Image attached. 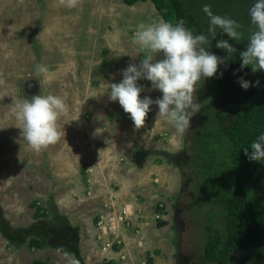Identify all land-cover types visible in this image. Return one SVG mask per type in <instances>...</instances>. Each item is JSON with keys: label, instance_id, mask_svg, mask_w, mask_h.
<instances>
[{"label": "rangeland", "instance_id": "rangeland-1", "mask_svg": "<svg viewBox=\"0 0 264 264\" xmlns=\"http://www.w3.org/2000/svg\"><path fill=\"white\" fill-rule=\"evenodd\" d=\"M183 2L201 21L206 34L208 18L202 11L205 4L211 5L214 14L227 16L241 24L243 40H233L217 28L216 37L211 39V43L216 47L220 40L228 41L237 51L231 59H227L226 50L216 47L221 56L230 62L242 63L240 53L247 49V36L254 28L250 24L248 10L255 0ZM161 19L151 1L127 6L123 0H80L76 8L69 9L59 6L58 0H0V208L5 218V213L8 214L6 220L13 229L32 226V221L26 225V217L32 211H26L24 207L31 208V203L37 200L40 206L49 211V216L45 220L35 218L34 223L43 220L48 225L54 213L66 215L70 228H79L80 247L86 254V264L112 263L109 254L115 251L103 253L84 247L83 240L92 238L84 225L81 230L76 219L85 217L91 231L95 232L93 224L105 203H116L117 195L112 192L113 195L105 200L108 194L105 191L95 196L89 195L88 179L92 176H87L83 169H92L94 176H98V179L94 177L98 181L96 188L102 184L100 189L119 191L123 198L119 206L129 205L133 213L138 214L145 209L141 203L139 205V199L146 189L140 190L139 187L146 183L153 186L150 194L154 199L157 197L156 204H166L163 217L168 223L166 226H159L158 220L150 222L151 214H148V226L152 230L149 237L145 238L148 242L143 255L144 264H147L148 253L155 258L154 264L156 261L157 264H219L205 259L204 249L212 231L208 219L212 208L197 190L191 165L192 142L197 129L203 125L211 101H214L216 90L212 77L202 79L197 87L195 96L201 104V110L192 117L191 128L183 136L174 137V127L163 118L157 119V105L150 106L145 126L136 129L130 114L124 112L119 101L110 99L109 85L120 83L124 70L130 64L139 65L143 59L144 54L133 43L138 25ZM156 59H163V54H159ZM37 64L48 67L47 78L36 72ZM141 80L137 82L138 85H141ZM28 83L33 85L28 88ZM144 89L141 99L145 96L153 100L162 98V92L153 89L152 84ZM38 94L60 95L68 105V111L58 120L61 131L64 130V137L41 152L33 151L21 137L18 127L20 122L14 111L18 101L30 100ZM90 115L98 117L100 122L111 120L109 128L113 127L116 132L110 133L109 139L116 144L107 157L124 165L129 164L127 170L131 172L130 176L118 172L124 176V180L114 172V177L105 176L108 173L105 170L107 166L102 159L101 166L95 168L93 163H96V158L90 160V155L84 156L85 152H80L82 135L90 134L97 138L94 126H89V134H81L79 129L86 120L93 119ZM104 128L105 131L108 127L104 125ZM63 153L73 158L66 160L67 167L64 169L63 158H60ZM96 156L101 157V152ZM84 159L89 162L82 161ZM144 167L149 173L137 175ZM15 180L27 185L24 192L16 191ZM139 182L143 183L139 185ZM62 186L74 193L71 195L75 203L73 201L70 206L71 210L60 212V205L56 204L55 198ZM15 195L24 197V202L21 199L14 200ZM54 200L55 204L51 203ZM215 222L219 224L218 219ZM61 223L55 224L54 228L58 229ZM0 237H3L1 233ZM28 242L29 239L20 244L8 240L4 241L3 246L0 243V264H31L33 259L52 263L56 261L55 264L77 261L59 249L53 250L60 255L56 259L52 251V256L48 252L50 248L44 252L36 251L31 260H25L29 253ZM255 245L233 255L231 263L256 264L258 250L264 246V242ZM63 246L66 249L68 245ZM126 247L124 254L128 255ZM156 251L159 254H155ZM127 259L130 264L129 257L125 260L116 259L113 264H127Z\"/></svg>", "mask_w": 264, "mask_h": 264}, {"label": "trees", "instance_id": "trees-1", "mask_svg": "<svg viewBox=\"0 0 264 264\" xmlns=\"http://www.w3.org/2000/svg\"><path fill=\"white\" fill-rule=\"evenodd\" d=\"M148 1L153 2L164 21L176 23L183 19L185 27L194 34H206L201 21L183 0H123L127 6ZM206 50L224 58L212 43ZM241 78L250 82L248 89L241 86ZM212 79L216 90L214 101L192 142L191 165L197 190L212 208L208 215L212 231L205 245V259L210 263L232 264L233 255L264 242V161L250 160L244 153L247 149L250 154V144L264 133V73L253 72L250 66L241 68V63L226 59ZM141 81L144 88L152 84L146 79ZM37 207L36 218L45 220L49 211ZM43 220L29 228L13 229L0 208V233L9 242L19 244L29 239L30 248L44 249L50 244L49 228ZM53 221L70 227L68 219L59 213L53 214ZM166 224L164 220L158 223L161 227ZM68 232L74 233V238L68 241L66 249L64 246L58 249L74 256L79 264H86L79 229L69 228ZM147 264H154L150 253ZM256 264H264V246L258 250Z\"/></svg>", "mask_w": 264, "mask_h": 264}, {"label": "clouds", "instance_id": "clouds-1", "mask_svg": "<svg viewBox=\"0 0 264 264\" xmlns=\"http://www.w3.org/2000/svg\"><path fill=\"white\" fill-rule=\"evenodd\" d=\"M79 2L58 0V5L73 9ZM202 11L208 18L207 34H194L185 27L183 19L176 23L161 19L138 25L133 43L139 46L143 59L139 65L130 64L124 70L120 83L109 85L110 99L119 101L124 112L130 114L136 129L145 126L150 106L155 104L159 109L157 119L163 118L174 127V137L183 136L191 128L192 117L201 110L195 96L199 83L204 78L213 77L218 66L226 62L225 58L206 50L211 39L216 37L217 28L233 40H243L244 32L239 22L214 14L209 4L203 5ZM248 16L254 28L247 36V49L240 53L241 68L250 66L253 72L264 71V0H255ZM216 47L226 50L227 59L237 51L226 40H220ZM161 53L163 59H156ZM36 72L47 78L49 69L46 65L37 64ZM140 79L151 81L152 88L162 92V98L153 100L145 96L141 99L145 89L138 85ZM240 83L244 89L250 86V82L243 78ZM14 111L20 122L21 137L35 152L58 143L65 135L58 120L68 111V105L60 95H34L30 100L18 101ZM250 147L251 153L244 149L245 155L253 161H264V133L258 135ZM162 213H166V208ZM72 264H78V261L73 260Z\"/></svg>", "mask_w": 264, "mask_h": 264}, {"label": "crops", "instance_id": "crops-1", "mask_svg": "<svg viewBox=\"0 0 264 264\" xmlns=\"http://www.w3.org/2000/svg\"><path fill=\"white\" fill-rule=\"evenodd\" d=\"M94 105H95V103L93 104V107H95ZM79 109L82 110V108L80 106H79ZM92 111H93V109H92ZM96 112H97V109H95L94 113H96ZM91 114H92V112H91ZM92 115H90V116H92ZM92 118L93 119L91 121L86 120V122H84L83 125L81 124L80 127H79V129L81 128V130H80L81 131V134L83 132L86 133V134H89V132H91L90 131L91 128H89V126H91V127L94 126L93 128L94 129L96 128L95 129V133L97 134V138L95 139L94 137L90 136V134L89 135H82L80 137V141H79V145H80V149H81L80 152H82V151L85 152V155L84 156L90 155L91 156V159L90 160H92V159L95 160V158H96V160H95L96 163H93V165L95 164V168H98L99 165L101 166L100 160L102 159V161L105 163L104 165L107 166V168H105V170L108 173H106L105 176H111L112 173L114 172L115 175H117L118 177H121L122 180H124L125 179L124 176L119 175L118 172H121L125 176H126V174H127V176H130L131 172L129 170H127L129 164L125 163L126 165H124V164H121L116 159L115 160H112L111 158L107 157L108 155H110L108 152H111L113 150L112 146H114L116 144L115 142H112L109 139V134L110 133H114L115 134V132H116V130H114L113 127H110L109 128V126L112 123V122L110 123L111 120L109 121V119H108V121H106V122H103V121L100 122L99 119H98V117L92 116ZM80 122L82 123V121H80ZM87 125H88V127H87ZM104 125L106 127H108L105 131H104V129H105L104 128ZM103 135H105L107 138H104ZM102 138H104V139H102ZM96 148H98V151L96 150ZM99 152H101V157L96 156ZM60 158H63L62 159V169H64V168L67 167L66 160H68V159L73 160V158H69L67 155H65V153H63ZM82 161L89 162V161H86V159H84ZM83 172H87V176H89V175L92 176V177H89V179H88V183H89V195L95 196L96 194L98 195V194H100V193H102V192L105 191V193H108V194L105 196L104 200L106 198H109L111 195H113L112 193H114V194L117 195L116 203L119 204V201L121 202V198H122L121 195L122 194H120L119 191L118 192L115 191V190L112 191L111 188H108V190H106L105 188L100 189L102 187V184H101V187L100 188H96V186L98 184V181L95 178H97L98 176H94V170H92V169H90V170L89 169H86V170L83 169ZM147 173H149V171L144 167V170L143 169H140L137 175L147 174ZM115 175H112V177H114ZM142 183L143 182H139V185H141ZM153 184H155V183H153ZM26 187H27V185L20 184V183H18V180H15V182H14V188L16 189V191L18 193L24 192V190L26 189ZM152 187L153 186L150 185L149 183H146L144 185H141V187H139V189L140 190L141 189H146V190L144 191V194L141 195L140 199L138 198L139 199V205H140V203L142 204L141 206H143L145 208L144 211L147 212L146 213L147 216H149L151 214V218H152V215H153L154 208L157 205L156 204L157 197L154 199L152 197V194H150V193H152ZM71 194H74V193H71L67 187H63L62 186L59 189V195L55 199H56V204H59L60 205V209H61L60 212H63L64 210H67V209L71 210V207L70 206L73 205V201H74V198L72 197ZM101 195H100V197H101ZM86 197H87V195H86ZM13 199L16 200V201H20V199H21L24 202V197H19L18 195H15L13 197ZM47 199H48V197H47ZM143 199H145V200H143ZM54 202H55V200L53 202L51 201V203L55 204ZM74 203H75V201H74ZM154 203H155V205H154ZM37 206L43 208L42 206H40L38 204L37 200L36 201L34 200L31 203V205H30L31 208H29L28 206L27 207H24V209L26 211H29V212L32 211V212H30V215L26 217V219L28 221V223L26 225L31 224V221L34 224L33 221L36 220L35 218H36V214H37V208H38ZM43 209L46 210V208H43ZM47 209H48V207H47ZM4 212H5V209H4ZM5 215H6V218H7L8 217L7 216L8 214L5 213ZM61 216L64 217V218L67 217L66 215H61ZM98 216L99 215H97V218H96V221H95V225L93 224V228H94V230H96L95 231L96 233L93 232V231H91L90 225L88 224V221L85 219V217H78L76 219L78 221V224L81 225V227H82V225H84L86 227L85 228L86 232H89V236H90V238H92L90 240L89 239H86V238L83 240L84 247H86L87 250L93 248L92 250L101 252L100 244H99L98 239H97V237H98V229H97L96 224H97ZM152 221H154V220L151 219L150 222H152ZM137 223L142 226V231L140 232V234L136 235V237H135L134 234L133 235L128 234V238H127L126 251L128 253L127 257H129V259H131V263L130 264H144L143 255L145 254L144 250H145V247H147V242H148L145 238L149 237V234L151 233V230H152L151 229L152 228L151 226L144 225V221L142 222V221L138 220ZM158 223H159V221H158ZM50 225H55L53 219H51L50 222H49V224L47 225L48 228H49V234H48V237L47 238H48V243L50 245L46 246L44 249H32V248L29 247L27 249L29 253L26 254V257L27 258H25V260L26 259L27 260H31L34 257V254H35L36 251L37 252H44L48 248H50V250L48 251L50 253V255L51 256H52V254L53 255H56V256H53V257L57 259L58 257H60V255H57V253L55 251L53 252V250H56V249H58V247H61L63 245H68V241H70L75 236L74 233L68 232V229L70 227H68L65 223H61L60 226L58 227V229H56L54 227H51ZM151 225H154V224H151ZM50 227L53 228V229H50ZM76 228H78V227H76ZM82 229H83V227L81 228V230ZM49 239L50 240H53V241H50ZM153 239H155V238L153 237ZM4 241H6V239H4V237H0V243L2 244V246H3ZM54 242H56V244ZM28 245H29V243H28ZM132 246L134 247L133 249L131 248ZM80 249H81V247H80ZM51 251H52V254H51ZM81 251H82V257L84 259V257L86 256V254L83 251V249H81ZM64 254H67L70 257L75 258L71 254H68V253H64ZM11 255L12 256L14 255L13 252H11ZM7 257H8V255H7ZM109 257L115 263V260L116 259L117 260H120L121 259V252H119V254L118 253L109 254ZM10 258H11V256H10ZM36 261H41V260L33 259L32 262H31V264H33ZM126 261H128V259ZM55 262H54V264H55ZM48 263H52V262H48ZM11 264H13V263H11ZM14 264H16V263H14ZM127 264H129V261H128ZM155 264H157V261L155 262Z\"/></svg>", "mask_w": 264, "mask_h": 264}, {"label": "built area", "instance_id": "built-area-1", "mask_svg": "<svg viewBox=\"0 0 264 264\" xmlns=\"http://www.w3.org/2000/svg\"><path fill=\"white\" fill-rule=\"evenodd\" d=\"M164 208V203H158L150 221L151 219L154 221L163 219L162 210ZM138 220L144 221V225L148 226L149 224V216L145 211L136 214V212L133 213V209L129 205L122 207L112 201L110 204L106 202L103 211L99 213L96 224L101 252L115 251L118 254L121 252V259L125 260L127 255L123 250L127 245L128 234L138 235L142 231V226L137 223Z\"/></svg>", "mask_w": 264, "mask_h": 264}, {"label": "water", "instance_id": "water-1", "mask_svg": "<svg viewBox=\"0 0 264 264\" xmlns=\"http://www.w3.org/2000/svg\"><path fill=\"white\" fill-rule=\"evenodd\" d=\"M33 85V83H28L27 87L30 88Z\"/></svg>", "mask_w": 264, "mask_h": 264}]
</instances>
